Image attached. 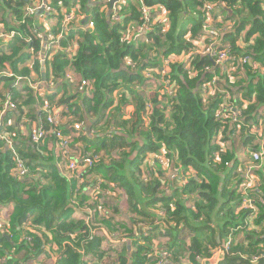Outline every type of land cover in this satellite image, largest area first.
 <instances>
[{"label":"trees","instance_id":"trees-1","mask_svg":"<svg viewBox=\"0 0 264 264\" xmlns=\"http://www.w3.org/2000/svg\"><path fill=\"white\" fill-rule=\"evenodd\" d=\"M51 1L62 22L60 9L69 10L73 0ZM74 1L80 3V13L89 16L93 30L80 23L83 30L62 38L59 49L41 65L37 57L45 51L46 30L32 27L29 19L35 21V16L24 18L25 0H0L3 28L18 33L5 48L0 41V72L10 71L16 76L23 50H31V69L24 68L20 74L30 77L34 70L41 77L43 73L46 82L51 80L59 87L58 93L63 90L59 98L53 94L46 100L66 107L60 122L62 118L70 121L59 128L72 137L71 158L79 159L81 150L101 156L92 168L78 172V178L67 180L54 152L46 148L53 141L56 145L54 137H47L39 146L31 141V145L22 146L18 142L17 154L32 174L20 180L12 174L15 162L11 151L0 141V211L13 206L0 230V264H18L13 255L20 250L40 252L44 239L59 253L56 264H102L106 257L101 250L102 239L90 241L93 228L85 220L72 218V207L82 208L87 201L85 187L95 185L92 176L102 180L100 191L105 197L104 203H98L102 211L94 224L109 233L116 227L125 228L129 234L120 248H113H119V253L109 257L110 264H211L209 259L213 260L219 249L222 253L217 264H264V164L254 171L257 184L250 199L257 212L251 219V212L243 208L240 191V173L251 163L237 154V147L257 152L264 142V133L255 134L264 128V0H143L146 8L166 11L167 18L141 37L137 30L144 22L138 0H129L122 8L119 24L112 22L109 5L96 7L89 0ZM207 5L212 11L215 8L237 17L234 36L225 40L232 55L248 59L239 66L242 75L229 76L213 66L208 57L195 54L199 49L196 38H200L205 21L202 10ZM9 15V22L14 19L18 24L14 30L5 20ZM246 28L245 48L239 49L236 42ZM69 68L79 76L78 82L67 80ZM163 71L167 83L159 84ZM152 79L157 92L152 97L143 92V98L140 90L146 89ZM211 79L227 90L228 102L240 109L239 123L231 122L218 96L207 100L201 97L203 87L210 90L206 83ZM82 80L90 82L89 95L78 91ZM23 92L26 96L18 93L14 99L10 97L18 114L34 101L29 88ZM129 102L133 111L124 118L123 109ZM41 114L37 123L48 130L46 114ZM84 118H89L88 123L100 136L90 139L86 135ZM71 121L82 122V131L69 129ZM15 125L5 129L16 141ZM112 125L117 129L111 130ZM214 136L219 140L217 146ZM75 151H79L78 157ZM158 157L168 160L166 169L156 161ZM107 191L111 197L106 196ZM120 193L127 196L130 211L136 216L133 221L129 218L137 224L133 233L113 216L121 213L117 207ZM100 195L98 191L94 201ZM29 220L31 229L22 230ZM38 231L42 238L35 234ZM241 234L248 242L240 240ZM159 238L168 241L161 243ZM229 238L230 246L224 251ZM151 249L154 254L149 257ZM88 256L95 261L84 262Z\"/></svg>","mask_w":264,"mask_h":264},{"label":"built area","instance_id":"built-area-1","mask_svg":"<svg viewBox=\"0 0 264 264\" xmlns=\"http://www.w3.org/2000/svg\"><path fill=\"white\" fill-rule=\"evenodd\" d=\"M99 4L109 5L111 0H97ZM129 0H116L111 7L112 15L111 20L115 24H119L121 20V10L124 6L127 5V2ZM141 5L142 9V19H143V25L138 28L137 30V36L141 37L142 35L147 34L148 32H151L153 27H156L157 25L161 26L164 24V20L167 18L166 11H162L161 9L157 8H146V6L143 3V0H138ZM69 10L66 8H61L60 11L63 14L62 22L60 21V14L58 10H55L52 7V1L51 0H37L36 3L30 4V6H27L24 9V18H28L31 16H40V19L42 20L44 29L46 30V37L43 42V48L44 53L42 56H38V60L40 64L42 65L45 61V58H50L51 53L56 52L59 47L60 43L62 41V38H66L68 35H74L78 32H81L83 30L80 23H83V20L87 17L86 22V28L89 30H93V23L89 20V16H85L83 13H80V3L75 2L74 0L71 1L69 4ZM158 10V13L156 14V11ZM204 13V23L202 27V35L200 38H196L197 45L199 46V49L195 52V54H199L202 57H208L213 66L220 67L223 71L226 73H229V76L231 74H238L242 75V69L239 67L241 64H245L248 59L246 57H242L240 60H238L234 55H232V52L230 50V46L228 44H219L217 43V37L220 34V31L217 32L218 26L222 24L220 20H216L214 16H216L218 19H221L218 15V10L213 9L212 7L207 5L202 10ZM160 16H163L164 19H162ZM47 17H52L54 20V24L56 25V32L51 31V20H48ZM59 22V23H58ZM23 23V22H22ZM59 26V27H58ZM213 26V28H212ZM203 32H206L207 37L205 38L207 40V43L201 47L202 44V37ZM219 33V34H218ZM18 35L16 31H10L7 32L4 29H0V41H2L3 46H8L11 44L13 38ZM28 42V41H27ZM70 50V49H69ZM68 50V52H69ZM30 52L33 54V52L30 50ZM190 56V55H189ZM189 56L187 58H189ZM166 64L168 62H165ZM129 65L134 68L132 63H129ZM208 70V69H207ZM165 71H163L160 79L158 80L159 84H166L167 81L165 79ZM3 77H13V88L14 90H19V92H22V84L25 82L29 88L36 91V94L39 97L40 103L42 104L43 108L42 111L46 114V122L49 126L48 130H45L40 125L36 124L33 125L32 128L29 130L28 136L31 141V143L35 146H39L41 141L45 140L47 137H54L56 140V149L58 152V168L63 174L67 180L76 179L79 177V173H84L83 170L86 168H92L94 166V162L100 159V155H96L92 152H84L82 153L81 150V156L79 159L75 160L71 158V147L70 143L72 142L71 135H64L62 133V130L59 128L61 125L60 122V116L61 113L59 109L51 110V105L46 100V95L43 92V89L40 87V84L33 83L30 79L22 78L18 76H14L9 72H0V78ZM146 78L151 79L150 76L146 75ZM70 81V80H69ZM154 81L155 80H150ZM73 83V81H70ZM157 84V83H156ZM206 84H208L210 90L208 91L205 87H203L202 91H200L201 97L203 96L204 100H207L209 98L218 96L220 99V102H223L222 107L225 108L228 113V117L231 120L232 123L236 124L239 123V118L241 116L240 109L235 107L233 104L228 102L229 94L227 93V90L223 88L216 79H211ZM48 90H51V80L49 83H47ZM150 86V85H148ZM90 82L87 80L80 81V84L78 86V91L82 94L89 95L90 93ZM157 88V86H156ZM7 105L9 108L15 110L16 106L11 101V98H7ZM149 109V107L147 108ZM83 123L79 122L73 125L71 129L81 132L83 129ZM262 133H264V128L256 130L255 134L257 136H260ZM214 145H219V140L217 136H214ZM0 141L4 142L7 146L8 150L11 151V154L14 158L15 167L13 169L12 174L17 179L23 180L26 177L32 175L30 174V169L27 167L26 163L18 156L17 154V143H15V140H13V136H11L9 133L6 132L5 129L0 127ZM229 145V144H228ZM224 148L220 149V152H223ZM247 159L240 158L242 161H250L251 164H248L243 167V172L240 173L241 181V195L243 199V204L245 209L249 210L250 218L254 219L256 217V208L253 204L250 203V194L252 189L257 184V178L255 177L254 171L259 170L261 166L264 164V142L261 143L260 150L257 152H247ZM161 166H163L166 169V166L168 164V160L166 158H159L156 159ZM79 172V173H78ZM78 173V174H77ZM176 175L178 174L175 170ZM172 179L175 178V176L171 177ZM182 179V178H181ZM91 180L96 181L95 185L91 184L90 186H86L84 190V195L87 198V201L84 202V205H87L94 213H97L98 218H100V211H102V208L99 206V204H102L105 202H101V197L104 196V192L100 191V186L102 181H97V179L91 178ZM83 183V180L80 178L79 184L81 185ZM101 183V184H99ZM94 185V186H93ZM110 187H114V184H109ZM91 187L90 193H88L86 190ZM100 192L101 195L98 196L97 201H94V196L97 192ZM105 194L111 195L109 191L105 192ZM91 202V204H89ZM99 203V204H98ZM74 209V216L77 217L83 213L84 206L82 208H78L77 206L72 207ZM93 212L91 215H89L87 220L83 218H79L82 220H85L86 225L91 222L92 225L89 228H93L90 232V241H93L95 237H99L98 233L107 231L105 227H99L98 225H95L93 220ZM119 216V215H118ZM116 221V220H115ZM118 222V221H116ZM3 229V225L0 224V230ZM30 229V220L27 221L23 226L22 230H28ZM96 230L97 234L95 233ZM100 238V237H99ZM30 241V239H27ZM231 239L229 238L228 241L225 243L224 251H227L230 246ZM222 253V250L219 249L214 254V259L210 260L211 264H217L219 261V256ZM166 256V253L163 254V257ZM257 259L254 258L253 261L255 262ZM93 264V263H90Z\"/></svg>","mask_w":264,"mask_h":264},{"label":"crops","instance_id":"crops-1","mask_svg":"<svg viewBox=\"0 0 264 264\" xmlns=\"http://www.w3.org/2000/svg\"><path fill=\"white\" fill-rule=\"evenodd\" d=\"M36 1L37 0H25L26 7L30 6L31 3L32 4L36 3ZM89 2L92 3L91 6H96V5L99 4L97 0H89ZM157 13H158V10L156 11V14ZM226 14L227 15H225V16H226V21L227 22L224 19H218L216 16H214L216 20H220L222 22L220 27L218 26L219 28L217 29V32L220 31V34L218 33L219 35L217 37L218 38L217 39L218 45L220 43L229 45V43H227L225 38H232L234 36V29H235L234 26L236 25V23L238 21L236 16L231 15L229 12H226ZM85 16H87V15H85ZM160 17L162 19H164L163 16H160ZM9 18H10V15L5 17V20L8 23H10L9 22ZM2 19L3 18L0 17V29L6 30L5 28H3V23H2L3 20ZM47 19L51 20V31L55 30V28H56L55 26L56 25L54 24V21H53L54 19L52 17L51 18L47 17ZM29 20H30V22L32 21V27L36 28L37 30L39 28H41V27L44 28L42 20L40 19V16H35V21L32 18H30ZM83 24L86 25V22H84V20H83ZM10 25H11V28H10L11 30H14V29H16L18 27V24H17L16 21H14V19H12ZM212 28H213V26H212ZM247 30H248V28H246L245 30L242 31V33L240 34L239 39L236 42V45L238 46L239 49H244L245 48V42H244L243 39L245 38V35L247 34ZM201 35H202V31H201ZM242 35H243V37H242ZM205 38H208V37H207L206 32H203V37L201 39V41H202L201 47H203L207 43V40ZM12 43L13 42H11V44ZM242 57H243V55H241L240 57H236V58L238 60H240ZM16 59H17V57H16ZM33 59H34V55L30 52V50L24 49L23 52H22L21 61H19L17 63V67H16L17 71H18V74H20L21 71L24 70V68L31 69V64H32ZM5 69H7V71H9L10 68L6 65ZM67 71L69 72L67 77H66L67 80H70V81L72 80L74 82H78L79 81V79H80L79 76L77 74L73 73L70 70V68L67 69ZM18 74H16V76L22 77V78H27V79H30L33 83L40 84V87L43 89V92L45 93L47 98L52 96L53 94L54 95L58 94L57 98H59V96L63 92V90H62V91H59V93H58L59 87L58 86L56 87L55 84L51 86V90H48L46 85H47V83L50 82V80L48 82L43 81L42 80V76H44L43 73L41 74V77L40 76L38 77L36 75V73H34V70L31 71V76L30 77L23 76V74L22 75L21 74L18 75ZM13 82L14 81H8V80L7 81H1L0 80V127L5 129V128H8V127H11L12 124H17V125L14 126V127L17 126V128L15 130L17 132V137H16L17 139H16L15 143L17 142V145H18V142H19V143H21V146L23 144L24 145H31L28 133H29V130L32 128L33 125L38 124L37 121L40 120V116L43 117L42 114H41V113H43V111H42L43 106H42V104L40 103V101L36 97V91H34L31 88H29L25 82L22 84V92H16L14 90ZM26 88H29V90L33 93V95L32 94L31 95H32V98H34V101L31 100V102L29 103L30 105L23 106L24 112L22 114H18L15 110H13V109L8 107L7 98L8 97H12V99H14L13 95L14 94H18V93L19 94L22 93L21 94L22 96H26L24 94V92H23L24 90H26ZM140 92H141V95L143 96V98H145V95H144L143 92H146V89H142V91L140 90ZM21 95H19V96L17 95V99L18 100H22ZM28 96H27V98H28ZM149 97H151V96H149ZM27 98H26V100H27ZM29 98H31V97H29ZM57 98H55V100H54L55 102L58 101ZM13 102H15V100H13ZM50 105H51V103H50ZM60 106L61 105H59V104L58 105L52 104L51 105V110H54V109L57 110V109L60 108ZM132 111H133V106H132V103L129 102V104L126 105L125 108L123 109L124 118L130 117V114L132 113ZM84 119H85V128L84 129L86 131V135L90 139L100 136L98 129L94 128L91 123H88L89 122V118L88 119L84 118ZM90 119L92 121H94V118L91 117ZM63 120L64 119L62 118L61 124L63 123ZM96 120H97V118L95 119V121ZM74 124L75 123H73L72 125H68L67 127L69 129H71ZM63 125L66 126V123H64ZM116 129H117V127L112 125L111 130H116ZM258 143H259V141H258ZM73 147H79L80 149L83 148L80 145L79 146L74 145ZM46 148H47V150L49 152H51V151L54 152V154H55L54 156H56V159L58 161L59 160L58 159V152H57V149H56L55 141H53L52 143L51 142L48 143L46 145ZM241 149L242 150H241L240 153H244V152L247 153L248 152V149L245 148V147L241 148ZM240 153L237 152L238 155H241ZM71 154H73L72 150H71ZM135 154L136 153H134V155ZM154 160H155V157H154ZM141 169H143V168L141 167ZM143 171H146L145 168H144ZM93 178H95V177H93ZM12 210H13V206L12 205H8L6 207H2V209L0 211V224H2L4 226L5 222H7V219L9 217V215L12 213ZM35 234H37V236H40V232L39 231L37 233H35ZM40 238H42V237L40 236ZM238 238H239V236H238ZM243 238L244 237H242V234H241L240 240H242ZM50 244L51 243L48 242V240L44 239V245L41 248L40 252H36L35 253V252L32 251L31 253H26L24 250H20V251L16 252V254L13 255V256L15 257V260L17 261L18 264H41L40 260L42 258L49 257L51 255V258H52V259L50 258L51 262L52 263L54 262L53 264H56L57 261H58L59 253H58L57 249L54 248L53 246H51Z\"/></svg>","mask_w":264,"mask_h":264},{"label":"rangeland","instance_id":"rangeland-1","mask_svg":"<svg viewBox=\"0 0 264 264\" xmlns=\"http://www.w3.org/2000/svg\"><path fill=\"white\" fill-rule=\"evenodd\" d=\"M218 13H219L218 16L221 19H224L226 21V16L225 15H227V14L224 11L223 12H219L218 11ZM242 37H243V35H242ZM5 47L6 46H3V48H5ZM240 81H241V79L237 80L236 82L238 83ZM148 85H150V86H148ZM16 92H19V90H16ZM146 92H148V95L151 96V97L153 96V94H155L157 92L156 83L154 81L147 82ZM163 98L165 99V95H164ZM65 108L66 107L63 106V105L60 106L59 111H60L61 115H63V113L65 112ZM68 121H70V120H68L67 118H64L63 124L64 123H67ZM71 122L76 123L77 121H71ZM241 150L242 149H240L239 147H237V152L238 153H240ZM240 154H241V155H239L240 158L247 159V155L248 154L246 152L240 153ZM74 156L75 157H78L79 156V151H75ZM87 171H88V169H87ZM93 179H97V178H93ZM97 181H102V180L101 179H97ZM101 183H99V184H101ZM241 183H243V181H241ZM164 188H167L166 185L164 186ZM90 190H91V187H89L86 191L88 193H90ZM240 191H242V190H240ZM106 196L107 197H111V195H109V194H106ZM119 198L120 199L118 200L117 207H118L119 212H121V213H120L119 216L118 215H113L114 216V219L116 221H118V222L123 223L125 226H127V229L130 230V231H132V233H133V231H135L134 229L137 228V224H135L133 222H129V218L133 221V220H136V216L130 211V202H129V199L127 198V196L125 194L123 195V194L120 193L119 194ZM101 202H104V196L101 197ZM250 203L253 204V201L250 200ZM89 204H91V202ZM112 205H115V204L113 203ZM83 206H84L83 213L81 215L77 216V217H75V216L72 215V218H75V219L83 218L85 220L88 219L87 217L89 215H91L93 211L87 205H83ZM72 210L74 212V209L73 208H72ZM158 210L159 209H157V211ZM97 218H98L97 213H94L93 212V220H94V222L97 220ZM31 221H30V229H31V226H32L31 225ZM90 223L91 222H89L87 224L88 227H91L92 226ZM97 231H99V230H96L95 231L96 234H97ZM161 232L164 233V231H161ZM248 232H252V230H249ZM255 232H258V231L255 230ZM127 235H129V234L127 233V231L125 230V228L118 229L117 227L111 233H109L107 231H103V232L98 233V236L102 239L101 250L104 251V252H106V257L103 260L102 264H110L109 262L111 260L109 259V257L115 258L117 256V254L119 253V250H118L120 248L119 246H122L123 245L122 243L124 242V237H125V239L127 241V237H126ZM242 237H244L246 239V236L244 234H242ZM118 238H120V239H118ZM157 241L158 242H161V243H166L168 241V239L167 238H159ZM246 241L248 242L247 239H246ZM117 246L119 248H117V250H114L113 248L116 249ZM162 251H160V252H162ZM148 254H149V257H151V255L154 254V249L149 250V253ZM50 258H51V255L49 257H44V258H42L40 260V263L41 264H53L54 262L52 263L51 260H50ZM90 259L92 261H95L96 258L93 259L90 256H88V257H85V259H83V261L84 262H87ZM113 264H114V262H113Z\"/></svg>","mask_w":264,"mask_h":264},{"label":"water","instance_id":"water-1","mask_svg":"<svg viewBox=\"0 0 264 264\" xmlns=\"http://www.w3.org/2000/svg\"><path fill=\"white\" fill-rule=\"evenodd\" d=\"M115 1H116V0H111V1H110V5H111L110 7H112V4H113ZM87 19H88V18L86 17V18L84 19V22H87ZM42 80L45 81V77H44V76H42Z\"/></svg>","mask_w":264,"mask_h":264},{"label":"bare ground","instance_id":"bare-ground-1","mask_svg":"<svg viewBox=\"0 0 264 264\" xmlns=\"http://www.w3.org/2000/svg\"><path fill=\"white\" fill-rule=\"evenodd\" d=\"M153 181V180H152ZM165 186V185H164Z\"/></svg>","mask_w":264,"mask_h":264}]
</instances>
